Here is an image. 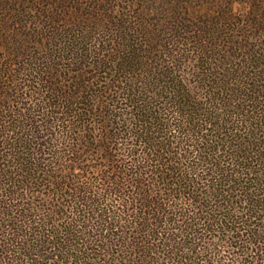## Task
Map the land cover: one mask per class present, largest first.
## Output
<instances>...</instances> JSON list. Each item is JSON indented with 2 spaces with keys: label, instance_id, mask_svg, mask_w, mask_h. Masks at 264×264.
I'll list each match as a JSON object with an SVG mask.
<instances>
[{
  "label": "trees",
  "instance_id": "trees-1",
  "mask_svg": "<svg viewBox=\"0 0 264 264\" xmlns=\"http://www.w3.org/2000/svg\"><path fill=\"white\" fill-rule=\"evenodd\" d=\"M97 1L0 0V264H264V0Z\"/></svg>",
  "mask_w": 264,
  "mask_h": 264
},
{
  "label": "rangeland",
  "instance_id": "rangeland-1",
  "mask_svg": "<svg viewBox=\"0 0 264 264\" xmlns=\"http://www.w3.org/2000/svg\"><path fill=\"white\" fill-rule=\"evenodd\" d=\"M163 2H164V0H152V5L153 6H157L158 5V8H160L162 6ZM170 2H171V4L169 5V7L170 6L175 7L177 5V2L178 3L186 2V0H170ZM102 3H104V2H102ZM102 3H101V5H102ZM98 4H99V1H97V0H84V3L82 5V8L84 9V11L82 12L83 16L81 17V21H80V25H83L84 29H88V28L91 27L92 23H90V22H93V21H90V18H91L90 15L93 14V12L95 11V8L98 6ZM110 5H111L110 7L113 8V11L111 12L113 14V16L114 15H117V16H119V15H132L134 17V16H137L138 14L143 13L142 6L140 4L137 5L136 0H114V3H112ZM182 8H184L183 9L184 11H182V14L184 15V17L186 19V7L183 6ZM126 12H128L130 14H127ZM144 20L147 22V25L149 24L148 28L146 27L148 32L152 33L153 35H162V33H164L163 35L166 36L167 30H165L163 28V25H161L159 22H157V23L151 22L150 23L151 19H148V18H145V17H144ZM130 22L131 23H134V22L136 23V20H130ZM99 37H100V39H96L95 43L93 42V44H94L93 46L91 44L90 47L89 46H86L87 48L84 47V50H90V52H91L90 54L94 55L93 56V57H95L94 58V62H96L98 59H102V57H107L108 56V55H106V53H101L100 52L102 46H100L99 48L97 47V44H102V42L105 41L104 40L105 39V35L103 36V35L100 34ZM184 39L186 40V35L183 37V40ZM98 40H99L100 43L98 42ZM180 42L183 44L182 48H181V46H178L177 44L174 43L173 47H171V50L179 51L178 54L176 55L177 58L182 56V59H180V64H181V68L183 69L182 72H184V76H185L184 78H186V72L190 71L188 69L189 68L188 60H186V51L190 52L193 47H191V45L186 46V43L182 42L181 40H180ZM103 48L104 49H102V50L105 51L106 50L105 47H103ZM167 50H170V49H167ZM64 65L68 66L67 63H65ZM63 75H65L64 76L65 80L63 82V86L68 87V85L66 83L71 78L66 73H63ZM90 78L91 77H89V79ZM96 78H97V80H98L97 82L99 84L104 81V80H102V78H104V77L100 76L99 74H96ZM1 82L2 81H0V84H1ZM59 82H61L60 79L57 81V83H59ZM6 93L9 94L8 92H6ZM4 96H5V94H4V92H2V94L0 95V102H1L2 97H4ZM26 97H28V95ZM23 103L26 104L29 107L33 106V104H31L28 100H25ZM41 119H42V117H40V114H36L35 115V119L34 120L36 122L40 121ZM86 120L89 121L88 119H86ZM88 124L86 125L85 131H84V129H80V130H75L73 132L75 134L74 139L77 140L79 137H87V136H90L91 138H93L92 134L96 135L97 132H95L93 130L96 127H93L92 125H90L91 123L89 125ZM38 126H40L39 123H38V125L36 127H38ZM61 127L62 126H60L59 131L62 130ZM88 130H91V134H89V135H88ZM57 131H58V129H56V132H55L56 134H57ZM92 131H94V132H92ZM53 134H54V132H53ZM66 136H68V135L64 132L62 134H58L57 136L55 135V137L52 136L51 138H49L50 141H51L50 145L53 146V151L55 153L61 154L63 152H66L67 151V146L71 145L72 142L71 141H67L66 140ZM95 138H96V140H98L97 137H95ZM54 139H55L56 142H54ZM125 148H126L125 145L122 146V149H125ZM138 151L139 150L137 149V152ZM87 159H90V158L87 157L86 160ZM96 165H103V164L101 162H98ZM57 167H59V165H57ZM74 175L78 176V178L80 179L81 174H78V172H74ZM82 176H85V175H82ZM98 179L99 178H97L96 175H92V173H90V178H89L90 181H94V180H98ZM86 182H84V183H86ZM0 187H2V186L0 185ZM51 192H52V189L50 188L49 185H46V188L43 191H40L39 189H36L33 198L29 199V197H28L27 205H29L30 207L32 205H34L36 208L40 207L41 205L45 206L44 207L45 209L43 210V213L42 214L40 213V215H42L45 218L46 215H48V213L52 214L53 207H59L58 204H60L59 200L57 201L56 198H52ZM127 192H132V191L127 189ZM39 193H41V194H39ZM66 202H68V201H66ZM46 204H47V206H46ZM34 212L36 213V215H39V213L37 211H34ZM62 212H65V210H63ZM89 233H90V236H93L92 232L89 231ZM119 233H120V231L118 230L116 233H112V234L116 235V234H119ZM213 236H215V235H213V234L207 235V240H208L209 245H213V244L216 243V239H213ZM117 250H119V249H115L113 251H117ZM217 251H219L218 255L220 254V256L221 255L222 256H227L226 254H223L222 250L220 251L218 248H217ZM224 252L226 253V252H229V251L225 249ZM165 256H166V258L169 257L170 253L165 254ZM205 257L208 259V264H210L209 262H211V258L209 256H207V255Z\"/></svg>",
  "mask_w": 264,
  "mask_h": 264
}]
</instances>
